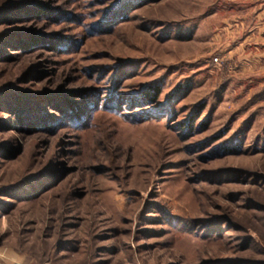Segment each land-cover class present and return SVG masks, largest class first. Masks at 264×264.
Segmentation results:
<instances>
[{"label":"rangeland","instance_id":"374dc122","mask_svg":"<svg viewBox=\"0 0 264 264\" xmlns=\"http://www.w3.org/2000/svg\"><path fill=\"white\" fill-rule=\"evenodd\" d=\"M0 264H264V0H0Z\"/></svg>","mask_w":264,"mask_h":264},{"label":"trees","instance_id":"16d2710c","mask_svg":"<svg viewBox=\"0 0 264 264\" xmlns=\"http://www.w3.org/2000/svg\"><path fill=\"white\" fill-rule=\"evenodd\" d=\"M64 114H68V117L71 116L69 113H67V111L64 112ZM74 116V115H73ZM73 118V117H72ZM37 124H35L36 126Z\"/></svg>","mask_w":264,"mask_h":264},{"label":"built area","instance_id":"2783aa9c","mask_svg":"<svg viewBox=\"0 0 264 264\" xmlns=\"http://www.w3.org/2000/svg\"><path fill=\"white\" fill-rule=\"evenodd\" d=\"M215 62H218V60L216 59Z\"/></svg>","mask_w":264,"mask_h":264}]
</instances>
